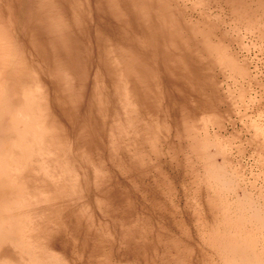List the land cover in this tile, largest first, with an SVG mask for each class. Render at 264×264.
I'll return each mask as SVG.
<instances>
[{"label": "rangeland", "instance_id": "obj_1", "mask_svg": "<svg viewBox=\"0 0 264 264\" xmlns=\"http://www.w3.org/2000/svg\"><path fill=\"white\" fill-rule=\"evenodd\" d=\"M0 238L264 264V0H0Z\"/></svg>", "mask_w": 264, "mask_h": 264}, {"label": "bare ground", "instance_id": "obj_2", "mask_svg": "<svg viewBox=\"0 0 264 264\" xmlns=\"http://www.w3.org/2000/svg\"><path fill=\"white\" fill-rule=\"evenodd\" d=\"M1 57H2V56H1ZM13 61H14V60H13ZM1 68H2V67H1ZM5 79H6V78H5ZM5 85H7V84H5ZM6 90H7V88H6ZM2 196H3V195H2ZM3 230H4V229H3ZM14 230H15V229H14ZM17 230H18V229H17ZM6 232H7V231H6ZM12 232H13V231H12ZM0 239H1V238H0ZM5 239H6V238H5ZM15 239H16V238H15ZM18 240H19V239H18ZM25 240H26V239H25ZM13 245H15L16 248H17V246H19V245H16V244H14V243H13ZM23 246H24V245H23ZM17 250H18V249H17ZM3 251H4V250H3ZM5 251H6V250H5ZM242 251H243V250H242ZM238 252H239V251H238ZM238 252H237V253H238ZM242 253H243V252H242ZM34 255H36V254H34ZM34 255H33V256H34ZM45 255H46V254H45ZM49 255H50V254H49ZM235 255H236V254H235ZM4 257H5V256H4ZM37 257H38V256H37ZM234 257H235V256H234ZM6 258H7V257H6ZM34 258H35V257H34ZM53 258H54V257H53ZM7 259H8V258H7ZM9 259H11V258H9ZM42 259H43V258H42ZM234 259H235V258H234ZM241 259H242V258H241ZM246 259H247V258H246ZM35 260H36V259H35ZM45 260H47V258L44 259V261H45ZM237 260H238V256H237ZM239 260H240V259H239ZM247 260H248V259H247ZM247 260H246V261H247ZM11 261H12V260H11ZM36 261H37V260H36ZM52 261H53V260H52ZM253 261H254V260H253ZM256 261H257V260H256ZM9 262H10V261H9ZM21 262H22V261H21ZM47 262H48V261H47ZM49 262H50V261H49ZM57 262H58V261H57ZM243 262H244V261H243ZM257 262H258V261H257ZM7 263H8V262H7ZM37 263H38V262H37ZM44 263H45V262H44ZM53 263H54V262H53ZM248 263L250 264V262H248ZM251 263H252V262H251ZM13 264H14V263H13ZM24 264H25V263H24ZM41 264H42V263H41ZM252 264H253V263H252Z\"/></svg>", "mask_w": 264, "mask_h": 264}]
</instances>
